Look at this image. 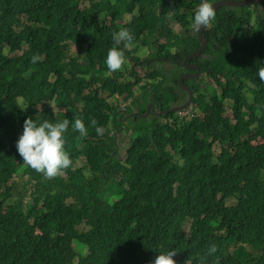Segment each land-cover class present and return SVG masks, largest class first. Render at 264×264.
Instances as JSON below:
<instances>
[{
	"label": "trees",
	"instance_id": "obj_1",
	"mask_svg": "<svg viewBox=\"0 0 264 264\" xmlns=\"http://www.w3.org/2000/svg\"><path fill=\"white\" fill-rule=\"evenodd\" d=\"M200 2L0 0V264H150L169 249L176 264H198L211 243L217 252L206 264H264V3L216 9L193 59L215 88L184 80L197 105L192 117L151 112L185 99L178 67L164 65L199 47L190 33ZM124 28L134 36L125 56L143 77L126 63L107 69L113 33ZM33 55L41 59L32 63ZM143 78L150 88L125 118L118 98L132 97ZM28 117L69 119L64 149L84 167L47 179L25 165L16 141ZM74 117L86 136L72 128ZM123 127L127 144L115 134ZM64 241L86 254L63 257Z\"/></svg>",
	"mask_w": 264,
	"mask_h": 264
},
{
	"label": "clouds",
	"instance_id": "obj_2",
	"mask_svg": "<svg viewBox=\"0 0 264 264\" xmlns=\"http://www.w3.org/2000/svg\"><path fill=\"white\" fill-rule=\"evenodd\" d=\"M215 18L216 8L214 7V4L210 2V0H201L200 4L195 9L194 18L191 23V27L195 32H191L190 34L195 33L197 37V32L200 31L201 28H203L204 30L211 29ZM171 23L177 24L174 21H171L170 25ZM133 42L134 36L127 28L113 33V46L108 49L107 57L105 60L109 72H116L122 69V66L126 63L127 59L124 49H131L133 47ZM198 42L200 45L199 40ZM121 44H123V48L118 47ZM172 51H174V49H172ZM190 53H188L187 55H189ZM187 55L182 58L180 63H176V61L173 60H166L164 66H167L169 68L178 67L177 81L181 75H184L183 82L186 79L193 80L204 77L207 78V76H205L201 72L200 67L193 61L194 58H198L201 55L185 59ZM40 59L41 57L39 55H33L32 63H36ZM133 64H135V62ZM194 65L199 67L200 69V74L198 76H194V73L196 71ZM133 70L136 72H140L142 69L137 71L133 68ZM258 77L262 82H264V65L259 66ZM139 84L140 83H138L136 86H138ZM178 86L181 92L185 94V99L181 103L173 106L180 105L187 99V94L180 88L179 81ZM138 87L139 91L135 92L134 89V94L132 97H129L127 99L118 98L117 106L119 107V109H121L122 114L127 115L125 114V108L130 105L132 107L134 98L136 96L139 97L143 90H149L150 83H144L139 85ZM147 105H149L150 107L151 105H153V103L149 102L147 103ZM195 107H197V105L193 103L192 100V103L187 107L183 108L182 110H176L174 113L177 119L187 120L192 117ZM152 109L154 113H157L155 115H159L158 113L161 112L155 110L154 108ZM69 124L70 121L67 118L63 119L62 121L56 122H51L48 119L34 120L32 117H28L27 119H25L23 123V132L16 141V149L19 155L22 157L23 163L36 172L42 174L47 179L55 178L58 175L62 174L65 169L70 168L72 165V160L69 156V153L64 149V145L66 143L64 134L67 132ZM91 124L92 126L96 127L97 134H103L104 129L97 126V121L95 119L91 120ZM72 128L75 131L79 132L82 137L87 135V128L85 127V124L80 117L73 118ZM216 252L217 246L215 245V243L209 244L205 256L199 259L198 264H206L207 257L214 255ZM176 254L177 252L174 249L159 251L158 255L154 260L150 262V264H176V261L174 259Z\"/></svg>",
	"mask_w": 264,
	"mask_h": 264
},
{
	"label": "rangeland",
	"instance_id": "obj_3",
	"mask_svg": "<svg viewBox=\"0 0 264 264\" xmlns=\"http://www.w3.org/2000/svg\"><path fill=\"white\" fill-rule=\"evenodd\" d=\"M171 26H172V28L174 29V31H177L178 29H179V27H178V25L177 24H175V23H171ZM73 51V45H71V52ZM138 55L141 57L139 60H141V59H144L146 56H147V53H146V50H144V51H139L138 52ZM74 56V55H73ZM127 59H126V65L127 66H131V70L134 68V69H136L137 71H139V70H141L142 68H141V66L138 64L137 65V63H135V64H133L135 61H134V59L133 58H130V56H127L126 57ZM165 69H170L169 67H167V66H165ZM144 72H145V70L144 69H142L140 72H138L139 73V75L140 76H142L143 77V75H144ZM52 79V78H51ZM204 79V82L206 83L207 82V84H208V88L209 89H212V88H215V83H213L212 82V80L210 79V78H206V77H204L203 78ZM146 82V78H143L142 79V81L140 82V84L139 85H141V84H144ZM150 83H151V81H150ZM138 85V86H139ZM138 86H136L135 87V92H138L139 91V87ZM204 86V85H203ZM104 96H106L107 97V99H108V101L109 102H112L111 101V97L110 96H107V94L106 93H104L103 94ZM140 99V97H137L133 102H132V106H136V104H137V102H135V101H138ZM52 107H54V105L52 104L51 105ZM231 103H229V102H225V108H224V116L225 117H228V118H232V111H231ZM202 112V111H201ZM201 116H202V118L204 119V120H208V119H210L211 118V115L206 111V112H202L201 114H200ZM125 128L123 127V129H122V131L124 130ZM119 132V131H116V138H117V140L119 139V140H121V141H123L125 144H127L128 143V139H127V135H128V133H125L124 131L123 132ZM119 159H124V153H123V148L121 149V152H120V156H119ZM84 158L83 157H80V158H78L77 160H76V162L74 163V165H71V168H75V167H82V166H84ZM85 170V173H86V169H84ZM63 174V173H62ZM64 175V174H63ZM15 178L17 179L18 178V176H15ZM25 179V178H24ZM29 193V192H28ZM114 200H116V196H112L111 198H110V201H114ZM235 202V200L234 199H229L228 201H227V203L228 204H232V203H234ZM186 227V226H185ZM185 231H187V228H185L184 229ZM59 252H60V254L63 256V257H65V258H68V257H70L71 258V260L73 261V262H76L77 260V255L78 254H81V255H84V254H86V246H84V245H82V244H80V243H78V242H76V241H64L63 243H61V245L59 246Z\"/></svg>",
	"mask_w": 264,
	"mask_h": 264
},
{
	"label": "water",
	"instance_id": "obj_4",
	"mask_svg": "<svg viewBox=\"0 0 264 264\" xmlns=\"http://www.w3.org/2000/svg\"><path fill=\"white\" fill-rule=\"evenodd\" d=\"M214 4V7L217 9L219 7H222V6H232V7H244V6H249L250 4H253V5H257V4H261V3H264V0H217V1H214L212 2ZM203 31L204 29L201 28L200 31L197 32V37H198V40L200 41V45L199 47L193 51L192 53H190L189 55H187V57L185 59H189V58H192L193 56H200L202 54V52L204 51L206 45H207V40L203 34ZM194 68L196 69L195 73H194V76H198L200 74V69L199 67L195 66L194 65ZM183 77L184 75H181L179 78H178V81H179V85H180V88L185 91V93L187 94V99L180 105H177V106H173V107H170L169 109L167 110H164V111H161L160 113L158 114H166V113H171V112H175L176 110H182L183 108L187 107L189 104L192 103V100H193V94H192V91L190 89V87L188 85H185L184 82H183ZM149 108V105H147V109ZM151 112H153V109H151ZM124 113V112H123ZM154 114H157V113H154ZM134 115H137L136 112H131L127 115H125V118H128V117H131V116H134ZM146 114H143L141 116H146Z\"/></svg>",
	"mask_w": 264,
	"mask_h": 264
}]
</instances>
